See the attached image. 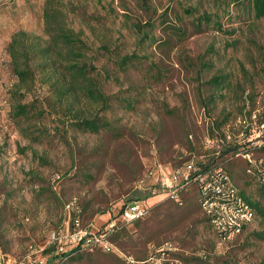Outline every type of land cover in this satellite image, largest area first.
Instances as JSON below:
<instances>
[{
  "label": "rangeland",
  "instance_id": "1",
  "mask_svg": "<svg viewBox=\"0 0 264 264\" xmlns=\"http://www.w3.org/2000/svg\"><path fill=\"white\" fill-rule=\"evenodd\" d=\"M64 2L68 24L84 33L90 48L86 61L110 99L106 105L75 101L69 115L49 74L36 72L35 83L22 86L7 47L18 31L44 37L45 0H0V264H47L55 232L71 229L64 206L72 198L83 208L84 225L101 230L124 203L145 193L144 184L180 170L195 153L202 156L216 123L236 130L246 115L264 118V18L255 19L247 5L150 0L146 11L142 0ZM204 15L212 16L209 27L191 35L192 21ZM149 19L155 27L145 37L146 30L139 33L135 26L145 27ZM172 24L186 30L184 40ZM127 55L137 59L120 70L117 62ZM214 78L219 86L211 83ZM18 103L35 104L44 115L19 123L13 118ZM74 117L104 119L108 128L99 134L75 130ZM251 158L260 168L264 152ZM229 168L238 188L262 201L245 161L234 159ZM197 197L192 187L176 206L158 191L147 200L150 215L122 227L116 246L145 259L151 247L167 243L179 249L186 264L264 261V240L257 237L264 234V217L257 215L231 245H218ZM75 258L65 264H122L117 256L100 253Z\"/></svg>",
  "mask_w": 264,
  "mask_h": 264
},
{
  "label": "trees",
  "instance_id": "2",
  "mask_svg": "<svg viewBox=\"0 0 264 264\" xmlns=\"http://www.w3.org/2000/svg\"><path fill=\"white\" fill-rule=\"evenodd\" d=\"M223 1L226 7L247 5L249 12L254 15L255 19L261 20L264 18V0ZM66 5L67 4L64 0H45L42 16L44 23V37L33 36L25 31H18L12 36L11 42L7 47V53L11 58L13 74L22 86L29 88L34 84L36 72L43 74L44 76H46L45 74H49V79H51L49 82H51V87L56 93L59 103H67L68 108H66L65 111L70 115L73 112L72 108L75 101L87 99L94 102H102V104L106 105L110 98L107 97L99 87V82L97 78H95V73L97 72L96 68L94 65L89 64L86 61L88 57L87 52L90 48L87 42L82 38L84 33L76 32L68 24V14L64 10ZM142 6L146 11H151L150 0H142ZM186 14L192 16V13L188 10L186 11ZM211 21L212 16L209 15L195 18L194 21H192L194 32L191 35L194 36L205 33ZM166 22V20H162V23L165 24ZM135 27H137V31L142 34H144L143 30H146L145 37H147L149 32L148 29H154L155 24L149 19L147 26L141 27L140 25H137ZM170 27L175 28V34L179 36V39L184 40L186 38L187 32L184 28H179L176 24H172ZM215 27L218 31H222L220 22H215ZM162 44V46L170 45L169 42H164ZM105 50L109 52L106 47ZM136 59L135 56L128 55L120 58L117 62L119 69L125 70L129 65L134 64ZM52 79L55 81L53 82ZM211 83L219 86L221 81L219 78H214ZM42 115L44 114L42 111L38 110V108H35V104L22 105L21 103H18L14 108L13 118L19 123H23L24 121H29L31 118L42 117ZM252 116L253 115L249 114V116L246 115L244 118L246 125L248 126L241 124L239 127L237 126L236 130L232 129L226 122L216 123V129H212L213 134L208 138V140L215 141V145L213 148L205 149L202 156L196 155L194 152L195 147L191 144L190 149L195 153L193 154L194 157L188 160L182 168V172H184L190 165L189 178L175 188L173 195L170 192H167V190H164L161 185L153 179L152 183L150 182L149 184L143 185L145 193H143L142 196L138 195L136 198L124 203L116 214L110 215L109 222L112 220H120L124 209L129 204L137 201L148 202L147 200L156 196L158 191L163 192L167 196V199L176 206H181L183 205L184 195L187 194L192 187H195L198 192L197 202L199 209L205 215L204 218L211 227L213 235L217 240V244L231 245L243 235L251 224L243 226L239 237L233 241H227L226 235L215 229L211 218L204 211L203 203L216 196V192L213 190H210L205 194L204 187L210 183L215 184V188L228 183L229 188L234 191L236 197L242 200L253 211L254 220L257 218V215L262 218L264 217V161H262L259 166L260 168H258L255 166L251 158L257 152H264V132L261 130L264 125V118H260L257 121L253 120ZM260 117H264V115ZM73 120L75 121H70V126L74 127L75 130L82 132L99 134L101 131L108 128V123L100 118L78 120L74 117ZM222 126H224V128L220 133L219 129H221ZM214 132H216V134H214ZM241 134H244L242 138L240 137ZM202 148L204 150V145H202ZM239 158H242L246 163L245 172L253 175L256 182L260 185L259 197L263 202L252 201L234 182L231 173L233 170H231L232 168H229V164L232 163L234 159ZM73 200L77 201L75 209L71 212H67L66 205ZM67 204L64 206V211L70 215V231L74 229V222L76 219L80 220L82 227L93 231L89 226H85L83 223V208L78 203L77 198H72ZM149 209L151 210V206H149ZM150 213L151 211H149L144 219L135 221L131 224H137L138 222L145 220ZM106 226L101 230L93 232L103 234L106 231ZM63 230L60 229L55 232L57 240H51L52 250H46L47 253L51 255V259L48 260L47 264L57 261L65 264L67 261H71L74 256H76L74 261L79 259L84 253L114 255L119 258L122 264H128L126 257L132 258L135 264H153L149 260L155 258V260L159 262L162 258V252L156 253V251H159L160 248L165 245L151 247L149 258L138 259L130 255L127 256L118 249L115 242L118 239L116 236H118L119 233L116 235V232L110 237V242L117 248V251L112 253H107L99 248L95 249L93 252L82 251L80 244L65 245L64 251L60 252L58 238L66 233V231ZM257 237L264 240V234H261L260 236L258 234ZM177 251H179V249L167 252L164 250L163 253H166L169 261H161V263L171 264V261L174 260L178 261L180 264H186L185 260L181 257L180 252ZM201 257L202 260H207L206 254H202ZM259 264H264V261Z\"/></svg>",
  "mask_w": 264,
  "mask_h": 264
},
{
  "label": "built area",
  "instance_id": "3",
  "mask_svg": "<svg viewBox=\"0 0 264 264\" xmlns=\"http://www.w3.org/2000/svg\"><path fill=\"white\" fill-rule=\"evenodd\" d=\"M253 120L257 119L256 115L252 116ZM246 125L245 120H241L239 125ZM248 126V125H246ZM264 129V125L262 126ZM244 134H241L242 138ZM215 141L208 140L206 144V149L213 148ZM190 165L185 169L184 172L181 168L178 171H173L168 177L159 178L155 180L161 185L164 190L174 194L175 188L180 185L183 181L188 180L189 178V169ZM161 175V173H160ZM164 176V175H163ZM154 179V178H153ZM215 184L210 183L205 185L204 193L213 190L216 192V196L208 199L203 203V208L206 214L211 218L212 224L215 229L220 233L226 235L227 241H233L241 235V230L243 226L249 225L254 221L253 211L239 198L236 197L234 191L229 188L228 183L223 186L214 187ZM216 200H214V199ZM77 204L76 200L69 202L66 205L67 212H71L75 209ZM150 209L146 201H137L129 204L123 211V215L120 220H112L106 226V231L103 234L93 232L82 227L79 219H76L74 222V229L72 231H67L62 237H59V251L63 252L65 245H81V250L86 252H93L95 249H102L107 253H112L117 251V248L110 242V237L118 232L122 227L129 225L135 221L144 219ZM121 225V226H120ZM52 240H57L56 235L54 234ZM176 251L170 244H165L157 252H162V258L159 262L155 258H151L149 261L153 264H162L161 261L167 262L168 257L163 251ZM128 264H135L132 258L126 257ZM50 264H62V262L57 261ZM171 264H180L178 261H171Z\"/></svg>",
  "mask_w": 264,
  "mask_h": 264
}]
</instances>
